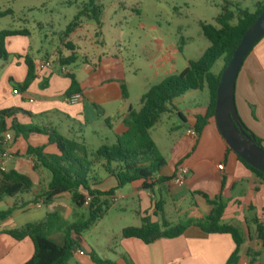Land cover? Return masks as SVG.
Returning a JSON list of instances; mask_svg holds the SVG:
<instances>
[{"label": "crops", "instance_id": "crops-1", "mask_svg": "<svg viewBox=\"0 0 264 264\" xmlns=\"http://www.w3.org/2000/svg\"><path fill=\"white\" fill-rule=\"evenodd\" d=\"M237 2L240 3V0ZM263 2L264 0H252L251 9L241 4L240 7L253 11ZM82 27L80 19L79 25L72 32L63 34L59 45L51 53H43L42 50L37 56L30 45V35H16L6 39L10 56L6 60L0 59V111L17 109L14 116L6 119L8 126L16 119L21 124L54 127L67 137L84 141L93 155L101 145L116 142V134L126 129L123 122L128 117L130 108L139 110L141 105L135 108L131 104L127 68L125 62L117 57H99L97 62L85 57L81 77L70 66L71 73L80 84L82 95L77 103L68 101V97L73 95L67 94L71 78L59 72L60 63L56 60L59 52L65 56L77 54L71 36ZM15 54H20L22 58ZM26 54H30L35 61V77L24 87L28 75V67L23 58ZM45 60H51L52 67L39 69V63ZM123 83L128 88L127 99L122 97ZM14 89H18L19 93L15 94ZM204 89V99L193 98L190 101L194 105L200 104L199 108L185 114L176 99L171 110L151 129L152 138L167 160V164L152 180L155 181L160 176L171 179L157 182L151 188H145L142 181H136L116 190L113 201H122L120 215L130 211L135 217L133 223L106 233V252L102 256L93 246L86 247L85 236L81 235V244L78 243L77 250H84L86 255L74 253L76 264H94L89 256L91 250L115 264H227L236 246L232 236L207 233L194 223L176 237H162L151 243L122 235L125 227L141 226L143 216H149L159 224L166 219L172 225L205 218L212 206L203 194L209 198L222 196L226 202L223 222L236 226L244 237L239 252L240 264H248L256 254L255 264H264V239L258 231V224L264 226V179L254 174L238 160L233 151L228 150L214 118L209 119L197 135L189 133L194 128L196 115H203L207 110L209 92L207 88ZM235 101L242 122L263 141L264 146V36L242 64L236 79ZM93 109H97V112ZM173 115H178L187 124H182L184 126L180 128V125L173 122L169 129L159 132L157 129L163 123V117ZM99 127L105 138L96 143ZM8 132L13 139L2 147L3 152H9L11 157L3 158V152L0 153L4 171L16 170L29 175L33 186L0 201V211L13 204L23 205L7 219L0 221V264H24L34 254L32 240L28 237L16 240L3 230L42 219L50 212L40 210L44 202L39 195L47 188L51 172L37 162L34 155L28 154V147L42 146L45 152L51 154H59V150L47 135L31 133L25 138L23 135H15L11 130ZM218 164H223L224 168L219 170ZM103 165V160H95L90 174L91 187L107 191L116 187L117 182ZM181 165L188 167L189 173L185 183L179 186L174 184L173 178ZM65 198L69 200L65 217L63 215L66 222L73 223L88 216V207L74 205L68 192L55 197L53 201ZM156 203H159V207ZM51 240L63 245L64 235L61 232L55 233ZM71 261L70 259L68 264Z\"/></svg>", "mask_w": 264, "mask_h": 264}, {"label": "trees", "instance_id": "trees-1", "mask_svg": "<svg viewBox=\"0 0 264 264\" xmlns=\"http://www.w3.org/2000/svg\"><path fill=\"white\" fill-rule=\"evenodd\" d=\"M88 5L90 11L93 12V19L100 24L101 9L96 4V0H90ZM263 10L264 2L259 3L253 11L242 8L238 4L229 3L228 7L215 17L214 23H201L202 32L210 42V46L202 56L197 60L189 61L182 71L164 78L143 93L140 99V109L130 108L128 117L123 122L126 129L116 134V142L112 145H101L93 155L84 141L67 137L54 127L21 124L16 119H13L8 126L6 119L14 116L17 109H3L0 111V138L3 133L9 130L13 131L15 135H23L25 138H28L31 133L44 134L59 150V154H51L45 152L42 146L33 147L30 145L28 147V154L34 155L37 162L51 172V180L47 188L39 195L43 198L44 204L68 192L71 194L74 205L82 207L85 194L92 196V201L88 206V216L86 218L82 217L73 223L66 222L59 212L54 211L47 212L42 219L4 229L5 233L16 240L27 237L32 240L34 254L24 264H68L78 247L81 233L92 227L107 213L116 190L136 181H142L145 188H151L157 182L171 179L160 176L155 181L152 180L167 164V160L152 138L151 129L160 122L165 113L171 110L174 100L191 90L207 88L209 92V103L206 112L195 117L194 128L196 131L200 132L209 119L214 118L217 86L222 71L231 59L245 31ZM83 12L82 10L75 15L73 21L67 26L64 35H68L79 25L80 22L78 23V21L82 18ZM12 13L11 9L0 10V18ZM16 35L29 36L30 32L26 28L0 30V59H8L10 53L6 48V39ZM15 55L22 58L20 54ZM23 58L28 67V75L23 86L27 87L35 77V61L30 54H26ZM76 59L75 53L65 56L59 52L57 57L60 65L73 64ZM219 60H223L224 65L220 72L215 73L213 66ZM68 76L71 78V86L67 94L80 93L82 95V89L75 76L72 73ZM122 97L124 99L129 97L128 88L124 83L122 84ZM106 122L109 123V120L106 119ZM241 125L251 135H254L242 120ZM254 137L256 142L264 148L263 141L255 135ZM228 150L233 151L230 147H228ZM2 152L3 147L0 144V153ZM90 156H93V159ZM237 157L254 174L264 179L262 171L251 166L240 156L237 155ZM98 159L104 161L105 170L115 177L116 187L107 191L91 187L90 174L95 160ZM32 186L33 182L29 175L16 170L4 171L0 169V201L5 197H14L27 191ZM203 196L212 208L208 215L201 220H189L185 223L172 225L166 219L159 224L152 221L149 216H143L141 226L125 227L122 230V235L126 238H137L145 243H151L162 237H176L194 223L207 233L231 235L236 246L227 264H240L239 252L244 237L236 226L223 222L226 202L222 196L215 198H209L205 194ZM35 200L33 199V201ZM156 206L159 207V203H156ZM20 207H23V205L13 204L8 209L0 211V221L7 219ZM53 231L63 233V245H59L49 238L50 233ZM258 231L260 237L264 239V226L262 224H258ZM89 256L94 264H115L112 261L103 259L95 250H91ZM256 256L257 254L253 255L248 264H255Z\"/></svg>", "mask_w": 264, "mask_h": 264}, {"label": "rangeland", "instance_id": "rangeland-1", "mask_svg": "<svg viewBox=\"0 0 264 264\" xmlns=\"http://www.w3.org/2000/svg\"><path fill=\"white\" fill-rule=\"evenodd\" d=\"M89 1L0 0V10L11 9L13 12L0 18V30L26 28L30 32V45L35 55L42 50L43 53H51L59 45L75 15L83 10V27L71 36L76 45L77 60L68 68L71 66L81 77L85 57L95 62L99 57L123 60L131 91L130 102L135 108L141 105L143 91L146 92L152 85L182 71L189 61L199 59L210 46L202 32L201 23H214L215 17L229 3L252 8V0H240V3L237 0H96L101 9L98 24L93 19ZM223 65L224 61L219 60L213 66V71L218 73ZM205 94L206 89L191 90L177 98L178 105L186 114L201 106L190 101L193 98L204 99ZM162 122L157 129L159 132L169 129L173 122L180 125V128L184 126L182 124H187L178 115L163 117ZM98 129L96 143L105 138L101 128ZM121 203L110 202L107 213L81 233L85 236L86 247L93 246L101 256L106 252V233L130 225L135 218L130 211L120 215ZM68 204V199H59L44 204L40 210L57 211L65 217ZM58 232H51L49 238ZM74 258H71L70 264H76Z\"/></svg>", "mask_w": 264, "mask_h": 264}, {"label": "water", "instance_id": "water-1", "mask_svg": "<svg viewBox=\"0 0 264 264\" xmlns=\"http://www.w3.org/2000/svg\"><path fill=\"white\" fill-rule=\"evenodd\" d=\"M264 36V10L243 34L217 86L214 119L227 143L238 156L264 173V148L241 125L235 87L238 73L250 49Z\"/></svg>", "mask_w": 264, "mask_h": 264}, {"label": "built area", "instance_id": "built-area-1", "mask_svg": "<svg viewBox=\"0 0 264 264\" xmlns=\"http://www.w3.org/2000/svg\"><path fill=\"white\" fill-rule=\"evenodd\" d=\"M51 67H52V61L51 60L42 61L38 65L39 69H45V68H51ZM59 72L66 74V75L71 73L70 69L68 68V65H60ZM13 92L15 94H17V93H19V90L14 89ZM80 99H81V94H79V93H75V94L68 97V101L71 103H77ZM189 133L192 135H197V131L194 128L189 130ZM12 139H13L12 134L7 131V132L3 133V135L1 136L0 144L5 146V144L8 143L9 141H11ZM2 157L3 158L11 157V154L7 151H4L2 153ZM217 167L219 170H222L224 168L223 164H218ZM0 169L4 170L2 160L0 161ZM188 173H189L188 167H186L184 165L179 166L177 171H176V174L173 178L174 184L179 185V186L183 185L186 181V177H187ZM91 201H92V196L90 194H85L84 206L88 207ZM74 253H77L81 256L86 255V252L84 250H80V249L79 250L76 249Z\"/></svg>", "mask_w": 264, "mask_h": 264}]
</instances>
